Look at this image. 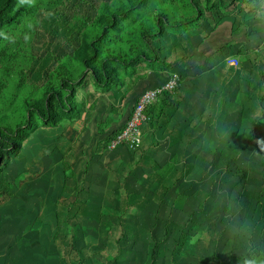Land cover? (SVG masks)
I'll return each instance as SVG.
<instances>
[{
	"label": "rangeland",
	"instance_id": "1",
	"mask_svg": "<svg viewBox=\"0 0 264 264\" xmlns=\"http://www.w3.org/2000/svg\"><path fill=\"white\" fill-rule=\"evenodd\" d=\"M41 6V14L24 19L36 33L29 37L34 39L35 51L57 53L62 38L47 35L45 22L49 19H44L52 6ZM242 7L222 15H234L238 22L248 24L251 19L245 17L247 9ZM207 19L215 18L207 15ZM257 20L254 23L261 22ZM213 24L207 20L203 26L168 33L165 57L178 59L181 53L192 52ZM42 64L28 63L33 70ZM134 71H121L122 86L115 89V95L134 79ZM0 80L7 83L3 93L11 105L18 93L17 76L4 74ZM260 81L262 78L257 85L253 82L254 87L260 88ZM92 83L85 74L83 87L91 84L93 92ZM250 100L232 104V114L219 120L216 135L207 136L208 130H201V151L194 156L200 162L193 172L190 167L174 172L171 160L160 172L157 167L142 166L136 157L141 148L123 154L130 160L127 164L118 163L120 154L104 145L77 152V164L82 161V168H72L68 163L74 155L72 147L60 133L55 136L45 127L31 132L22 152L9 160L0 176V186L8 183L13 194L10 199L0 198V264H202L205 256L209 264L211 260L244 264L252 256L264 260V152L257 144L264 139L260 127L264 101ZM95 125L100 132L104 129V123L95 121ZM73 128L68 124L69 130ZM220 161L229 164L221 167ZM61 168L66 176L62 184L55 179L60 178ZM243 171L248 173L245 179ZM47 176L54 182L45 183ZM167 176L171 177L166 180ZM59 183L63 186L60 195ZM197 191L202 196L209 191L211 198L200 200ZM188 193L196 199H188ZM219 194L222 201H216ZM206 201L214 210L207 217L197 215L196 207L205 206ZM176 202L179 210L170 211ZM133 207L137 210L131 215ZM198 219L201 222L195 230L192 225ZM190 231L195 233L192 242L199 240L203 246L193 249L186 238ZM214 248L222 252L217 255ZM235 249H241L240 254L230 255Z\"/></svg>",
	"mask_w": 264,
	"mask_h": 264
},
{
	"label": "trees",
	"instance_id": "2",
	"mask_svg": "<svg viewBox=\"0 0 264 264\" xmlns=\"http://www.w3.org/2000/svg\"><path fill=\"white\" fill-rule=\"evenodd\" d=\"M44 3L52 6L44 18L47 35L62 38L57 53L35 51L29 36L36 33L24 22L41 14ZM238 5L254 15L264 12V0H0V75L17 76L18 91L9 105L7 83L0 80V176L31 132L78 115L76 94L85 74L96 87L111 88L120 84L123 69L164 72L171 67L165 57L168 33L202 26L207 15L221 19ZM41 62L35 70L28 65ZM168 97L165 93L148 114L157 112L159 119ZM247 175L243 171L244 179ZM12 196L4 182L0 198Z\"/></svg>",
	"mask_w": 264,
	"mask_h": 264
},
{
	"label": "crops",
	"instance_id": "3",
	"mask_svg": "<svg viewBox=\"0 0 264 264\" xmlns=\"http://www.w3.org/2000/svg\"><path fill=\"white\" fill-rule=\"evenodd\" d=\"M242 8L247 9L245 17L251 19L248 23L250 25L238 22L234 15H223L221 19H207L214 22V24L206 35L200 37L199 45L192 52L188 54L181 53L178 59H171V56H167V62L171 63V67L164 72L153 70L134 72L132 75L134 79L129 80V83L122 87L117 95L113 92L116 88H121L119 87L122 86L121 80H119L121 85L111 88L96 87L92 83L95 86L93 88L96 89H93V92L91 91V84L85 87L81 84L77 92L80 98L76 94L78 115L72 120H63L59 124L60 126L58 125L56 128H46L54 131L55 136L60 133L61 139L64 137V141H67L69 147H72L71 153L73 152L74 155L70 157L69 165L72 168L75 166L82 168V161L77 164L79 161H77L79 156L77 152H83L85 148L91 150V147L106 146L108 140L125 125L139 96L147 88L158 86L166 82L169 77L178 74L180 86L172 94L166 92L169 97L164 102L165 106L160 118L158 120L155 118L154 115L157 112L148 114L150 119L144 124L142 143L138 147L141 148V151L136 154V157L139 158L142 166L157 167L156 172L158 169V172H160L165 168L164 166L169 164L170 160L175 163L172 166L174 172L182 167H190L193 172V168L198 167L197 164L200 162L194 156L201 151V130H208L205 133L207 136L216 135L219 120L221 118H225L224 120L229 119V115L232 114V104L245 103L249 97L250 102L254 97L257 100L264 101V94L259 93V90L264 92V88H262V82L264 85V12H258L254 15L251 13L250 7L243 6ZM227 11H230V9ZM257 19H261V22L254 23L258 22ZM228 59L238 60L239 67L234 69L231 65H228L226 63ZM139 74H143L142 79H138L137 75ZM261 78L262 81H260L259 87L262 89L258 86L254 87L253 82L257 85ZM93 93H96V95H92ZM234 99L236 101H233ZM91 106H94V108L88 111L87 109ZM103 110H106V112L101 113ZM95 121L104 123V129L101 132L97 130L98 125H95ZM70 123L76 127L71 129L72 131L68 129ZM79 127L82 130L77 134L80 131ZM130 150L127 147H120L116 150L120 154L117 156L118 163L127 164L130 161L127 156L123 155ZM164 156H166V160H164ZM164 163L166 164L164 165ZM58 165L60 166L59 163ZM76 176L78 179L81 178V175L77 173ZM47 177L49 180L45 183L54 182L49 176ZM167 177L166 180L171 176ZM103 178L104 175H101L100 180ZM55 179L61 184L64 183L66 176L63 170L60 173V178ZM198 180L199 178L194 179L193 182L196 183ZM60 183L58 186L56 184L61 189L59 195L63 194V186L61 188ZM102 184L104 186L106 183ZM197 192L200 200L211 198L209 191L204 196L199 191ZM187 195L188 199H196L194 194L188 193ZM220 196L221 194L217 195L216 201H222L219 198ZM209 203L210 201H206L205 206L196 207L197 215L206 216V214H211L214 209L209 207ZM174 205L175 207H171L170 211L179 210L177 202ZM208 207L209 209H207ZM136 210L133 207L130 211L131 215H134ZM202 220H206V218L204 217ZM200 222V219H198L192 227L197 230ZM194 235L195 233L190 231L186 238L195 250L203 246V243L199 240L192 242L191 237ZM240 250H231L229 254L239 255ZM213 251L217 255L222 252L215 248ZM195 255L194 253L193 256ZM202 259V264H209L206 256ZM214 262L221 264L217 263L216 260H211L210 264H214Z\"/></svg>",
	"mask_w": 264,
	"mask_h": 264
},
{
	"label": "built area",
	"instance_id": "4",
	"mask_svg": "<svg viewBox=\"0 0 264 264\" xmlns=\"http://www.w3.org/2000/svg\"><path fill=\"white\" fill-rule=\"evenodd\" d=\"M226 63L234 69H237L239 66V62L236 59H228ZM179 86V77L173 75L166 82L155 87L147 88L135 102L123 128L110 141L107 146L108 150H117L120 147H127L131 150L137 149L142 143L144 124L150 119L148 115L150 107L157 100L161 99L166 92L172 94Z\"/></svg>",
	"mask_w": 264,
	"mask_h": 264
},
{
	"label": "clouds",
	"instance_id": "5",
	"mask_svg": "<svg viewBox=\"0 0 264 264\" xmlns=\"http://www.w3.org/2000/svg\"><path fill=\"white\" fill-rule=\"evenodd\" d=\"M257 144L260 150L264 152V139L258 140ZM244 264H264V260H258L255 256H252L248 259H245Z\"/></svg>",
	"mask_w": 264,
	"mask_h": 264
}]
</instances>
